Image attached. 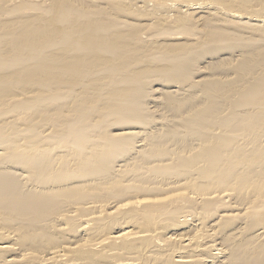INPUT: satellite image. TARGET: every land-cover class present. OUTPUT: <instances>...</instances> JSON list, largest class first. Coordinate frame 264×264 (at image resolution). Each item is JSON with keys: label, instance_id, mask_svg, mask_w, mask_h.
<instances>
[{"label": "bare ground", "instance_id": "6f19581e", "mask_svg": "<svg viewBox=\"0 0 264 264\" xmlns=\"http://www.w3.org/2000/svg\"><path fill=\"white\" fill-rule=\"evenodd\" d=\"M0 264H264V0H0Z\"/></svg>", "mask_w": 264, "mask_h": 264}]
</instances>
